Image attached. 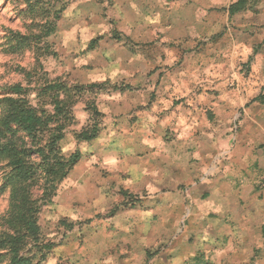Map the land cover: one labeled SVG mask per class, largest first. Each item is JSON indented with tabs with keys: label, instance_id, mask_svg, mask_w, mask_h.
Wrapping results in <instances>:
<instances>
[{
	"label": "rangeland",
	"instance_id": "rangeland-1",
	"mask_svg": "<svg viewBox=\"0 0 264 264\" xmlns=\"http://www.w3.org/2000/svg\"><path fill=\"white\" fill-rule=\"evenodd\" d=\"M175 11L188 31L182 48L166 41L160 26L157 41L136 40L129 10L114 0H0V121L6 99L48 116L54 101L65 99L72 119L60 151L64 157L81 154L50 200L41 198L39 173L33 181H6L9 168L0 160V236L10 242L0 253L9 246L41 264H264L263 238L250 226L246 233L244 220L254 227L257 212H264L258 145L249 146V200L243 210L232 209L240 202L235 195L238 200L218 210L220 200L211 197L203 205L194 191L225 167L232 179L244 174L233 158L201 155L192 139L198 120L191 102L202 91L198 80H248L251 62L242 57L240 14L221 25V10ZM212 15L217 26L208 24ZM180 68L185 70L176 73ZM177 75L187 81L185 88H170ZM53 85L69 92L58 94ZM246 107L235 110L229 127L217 123L216 134L238 135L246 143L259 110L254 106L244 120ZM178 108L181 118L176 111L172 119ZM96 123L97 138L78 141ZM257 134L250 136L252 144L264 143ZM3 137L13 139L5 133L0 142ZM232 164L234 171L227 169ZM21 196L34 209L29 214L38 228L35 237L25 234L24 214L17 212Z\"/></svg>",
	"mask_w": 264,
	"mask_h": 264
},
{
	"label": "crops",
	"instance_id": "crops-1",
	"mask_svg": "<svg viewBox=\"0 0 264 264\" xmlns=\"http://www.w3.org/2000/svg\"><path fill=\"white\" fill-rule=\"evenodd\" d=\"M237 1L238 0H114L116 5H122L123 8L129 10V23L135 31L134 36L136 40L147 43L149 41H157L158 27L160 26L159 28H166L163 30V33L164 31L166 32V34H164L166 41L174 42L176 48H182L184 45L183 41L185 42V39L188 40L185 36V33H188V31L182 28V22L179 16L176 15V9H185V7H187L196 10H200L201 8L221 10L222 15L224 14V18H221L220 21L221 25L228 23V21L230 22L233 17L240 14V29L243 31L245 37L242 43V57H246L247 61L251 62L250 66H247L248 69L250 67L248 80H237L238 85H235L234 81L211 82L212 78L208 79V82L198 80V85L202 91H199L198 96L193 101L191 100V102L196 104L194 120L195 117L196 120H198V123L194 124V129L198 131L193 133L192 139L201 155L204 156L206 154L209 160L214 157L215 159L221 158L219 161H225L226 159L232 160L233 158L234 164H236L235 166H238L241 171L242 169L244 170V174L240 173V178L232 179L229 177L231 171L226 172L225 167L221 173L218 174L219 170L212 179H204L194 188L195 192L197 190L200 192L202 201H204L203 205H207L212 201L211 197H215L217 201L220 200L222 205L216 207L218 210L223 208L228 202L232 205L234 200H238L233 197L234 195L240 200V202H236V205L231 206L234 210L237 208L242 209V202H248L249 200L248 194L250 184L248 180V155L251 152L249 146L258 145V152L255 159H259V162H261L260 167L264 168V143L252 144L253 139L249 140L250 136L254 135V132L258 133L257 135L261 137L264 135V112L263 108H260L263 105L258 101H252L260 95L262 92L261 90L264 89V0H246L245 8L247 10L230 17L228 10L230 6ZM213 13H216V11ZM216 19L217 16L212 15L208 24L217 26L218 22ZM196 25V22L193 21L190 27L195 29ZM174 26H177L176 33L174 32ZM179 28L181 29L178 30ZM142 29L144 30L139 31ZM215 32L216 30L213 35ZM193 40H195V36L192 41ZM197 49L198 48H195L193 50L197 51ZM250 57L251 60H249ZM178 70L183 71L185 69H177L176 73H179ZM209 71H211V69L207 72ZM170 79V88L179 90L185 88L187 84V81L183 78L181 79L178 75ZM170 100L175 101L177 99L170 98ZM254 106L259 110L252 116L251 112ZM244 107H246L244 109V114H241L244 120L247 118L249 119L250 116H252V118H257L256 127H251V130L246 132L248 141L245 140V142L247 141L244 143L245 145L242 142L241 136L221 137L219 134H216L215 127L217 123L229 127L231 121L236 116L235 110ZM176 111L179 112L181 118V110L178 108L172 112V119L175 117ZM258 117H262L263 121L259 120ZM235 166L232 164L227 169L234 171L236 169ZM228 172L229 174L227 176ZM243 175L245 176L243 177ZM207 201L208 203L205 204ZM244 206V209L247 210L246 203H244ZM243 215L245 218H248L249 212H244ZM257 217H260V219L254 227L252 224L248 223L247 219H244L246 227L245 232L247 233L249 226L250 228H254L256 233L261 234L260 237L262 236V241L264 242V212H257Z\"/></svg>",
	"mask_w": 264,
	"mask_h": 264
},
{
	"label": "trees",
	"instance_id": "trees-1",
	"mask_svg": "<svg viewBox=\"0 0 264 264\" xmlns=\"http://www.w3.org/2000/svg\"><path fill=\"white\" fill-rule=\"evenodd\" d=\"M245 3L246 0H238L230 6L228 10L229 16L231 17L247 10ZM91 87H95V85ZM61 88V85L50 87L52 91L58 94L60 91L69 92V90H59ZM55 97L56 95L54 99ZM252 101L264 104V97L260 94ZM6 103V115L0 121V139L2 134L4 135L5 133L10 135V138H13L8 140L3 137L4 141L0 142V160L6 161V167L9 168L6 181H33L37 173H39L38 177L40 176L42 179L41 198L50 200V197L56 193L58 185L81 159L79 152L73 153L69 157H64L59 146L66 124L70 123L72 119L71 104H67L65 99H56L54 101V112L48 116L44 112H38L33 108L27 107L21 100L6 99ZM98 125L96 123L90 129L79 133L77 135L78 141L89 142L96 139L101 131ZM18 133H21L23 137L16 140L14 136ZM25 138L28 142L24 140ZM27 144L30 145V148L27 147ZM33 155H36L35 160L32 159ZM19 200L22 211L18 210L17 212L24 214L23 226L25 234L35 237L38 228L34 217L29 214V212H34V209L31 208L25 196H21ZM20 241L21 239L18 237L16 239L17 247L22 244ZM5 244L10 245L9 238L0 236V250L3 249ZM4 250H7V252L0 253V264H41V260L34 261L30 257L21 256L17 253V250H11L9 246Z\"/></svg>",
	"mask_w": 264,
	"mask_h": 264
}]
</instances>
